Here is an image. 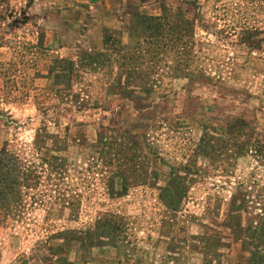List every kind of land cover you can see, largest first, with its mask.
Segmentation results:
<instances>
[{
	"label": "rangeland",
	"instance_id": "obj_1",
	"mask_svg": "<svg viewBox=\"0 0 264 264\" xmlns=\"http://www.w3.org/2000/svg\"><path fill=\"white\" fill-rule=\"evenodd\" d=\"M0 264H264V0H0Z\"/></svg>",
	"mask_w": 264,
	"mask_h": 264
}]
</instances>
